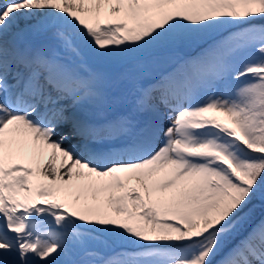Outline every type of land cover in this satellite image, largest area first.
Returning <instances> with one entry per match:
<instances>
[{
  "label": "snow or ice",
  "instance_id": "snow-or-ice-1",
  "mask_svg": "<svg viewBox=\"0 0 264 264\" xmlns=\"http://www.w3.org/2000/svg\"><path fill=\"white\" fill-rule=\"evenodd\" d=\"M257 200L264 0H0V264H264Z\"/></svg>",
  "mask_w": 264,
  "mask_h": 264
},
{
  "label": "rangeland",
  "instance_id": "rangeland-1",
  "mask_svg": "<svg viewBox=\"0 0 264 264\" xmlns=\"http://www.w3.org/2000/svg\"><path fill=\"white\" fill-rule=\"evenodd\" d=\"M62 131H67V129L65 128ZM73 141H75V140L74 139L70 140V142H73ZM254 204H255V207L253 208L252 214L254 213V215H255L258 212L260 205H258L256 202H254ZM250 207H252V206L250 205Z\"/></svg>",
  "mask_w": 264,
  "mask_h": 264
},
{
  "label": "bare ground",
  "instance_id": "bare-ground-1",
  "mask_svg": "<svg viewBox=\"0 0 264 264\" xmlns=\"http://www.w3.org/2000/svg\"><path fill=\"white\" fill-rule=\"evenodd\" d=\"M71 143H75V141H73V142H71ZM260 203H261V202H260ZM262 217H264V216L261 215V216L259 217V219H257L256 221L260 220Z\"/></svg>",
  "mask_w": 264,
  "mask_h": 264
}]
</instances>
